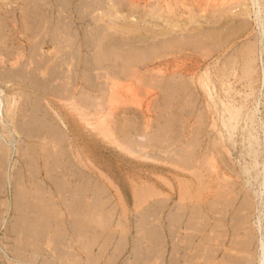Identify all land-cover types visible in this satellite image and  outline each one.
I'll use <instances>...</instances> for the list:
<instances>
[{"label":"rangeland","instance_id":"obj_1","mask_svg":"<svg viewBox=\"0 0 264 264\" xmlns=\"http://www.w3.org/2000/svg\"><path fill=\"white\" fill-rule=\"evenodd\" d=\"M107 1L0 0V264H264V0Z\"/></svg>","mask_w":264,"mask_h":264},{"label":"bare ground","instance_id":"obj_2","mask_svg":"<svg viewBox=\"0 0 264 264\" xmlns=\"http://www.w3.org/2000/svg\"><path fill=\"white\" fill-rule=\"evenodd\" d=\"M59 1H61V0H58V2ZM63 1H65V2H68V1H70V0H63ZM71 1H73V0H71ZM83 1V0H82ZM94 1H96V0H94ZM107 1V0H106ZM109 1V0H108ZM107 1V2H108ZM112 1V0H111ZM117 0H114V2H116ZM122 1H124V0H122ZM139 1L140 0H132V2H135V3H139ZM225 1V0H224ZM24 2V1H23ZM35 2V1H34ZM85 2V1H84ZM92 2V1H91ZM127 2H130V1H127ZM69 3V2H68ZM90 3V1H88V4ZM135 3H132L131 4V9H132V7H133V9H138V4L137 5H135ZM97 4H98V2H97ZM116 5H117V2L115 3ZM115 4L114 5H112V6H115ZM215 4V3H214ZM52 5H53V3H52ZM58 5V4H57ZM69 5V4H68ZM103 5V4H102ZM171 5V4H170ZM50 6V5H49ZM62 6V5H61ZM72 6V5H71ZM107 6V5H106ZM52 7H54V6H52ZM67 7V6H66ZM70 7V6H69ZM93 7H95V6H93ZM165 7V6H164ZM1 8V7H0ZM5 8V7H4ZM92 8V7H91ZM99 8V7H98ZM111 8V7H110ZM113 8V7H112ZM33 9V8H32ZM65 9V8H64ZM64 9H63V11H64ZM67 9V8H66ZM65 9V10H66ZM157 9V8H156ZM159 9V8H158ZM55 10V9H54ZM102 10V9H101ZM37 12V15L39 14L40 15V18H38L37 20H36V22L35 23H33V26H34V28L35 29H37V28H39V26H40V19H41V16L42 17H45V16H43L42 15V13H41V9H40V7H39V10H37V8H35L34 7V12ZM67 11V10H66ZM113 11V10H112ZM149 11V10H148ZM161 11V10H160ZM172 12H173V10H171ZM180 11V10H179ZM224 11V10H223ZM35 12V13H36ZM54 12V11H53ZM70 12H71V10H70ZM69 12V13H70ZM100 12V11H99ZM157 12H158V10H157ZM178 12V11H177ZM210 12V11H209ZM115 13V12H114ZM130 13V12H129ZM156 13V12H155ZM155 13H153V14H155ZM187 13V12H186ZM230 13V12H229ZM242 13V12H241ZM244 13V12H243ZM251 13V12H250ZM92 14H94V13H92ZM91 14V15H92ZM116 14V13H115ZM114 14V15H115ZM143 14V13H142ZM231 14V13H230ZM237 14V13H236ZM159 15V14H158ZM160 15H162V14H160ZM174 15V14H173ZM190 15V14H189ZM225 15V14H224ZM233 15V14H232ZM235 15V14H234ZM237 15H239V14H237ZM97 16V15H96ZM95 16V17H96ZM155 16V15H154ZM236 16V15H235ZM35 18H36V16H34ZM87 16H85V18H86ZM151 17V16H150ZM160 17V16H159ZM189 17V16H188ZM26 18V17H25ZM88 18V17H87ZM147 18V17H146ZM145 18V19H146ZM160 18H162V17H160ZM190 18V17H189ZM32 19V18H31ZM109 19V18H108ZM154 19V18H153ZM157 19V18H156ZM173 19V18H172ZM180 19V18H179ZM183 19V18H182ZM239 19V18H238ZM84 20V19H83ZM87 20V19H86ZM94 20H95V18H94ZM183 20H185V19H183ZM223 20V19H222ZM228 20H230V19H228ZM246 20V19H245ZM1 21V20H0ZM35 21V20H34ZM98 21H100V19L98 20ZM97 21V22H98ZM108 21H111V20H108ZM45 22V21H44ZM91 22V21H90ZM236 22V21H235ZM247 22V21H246ZM253 22H254V20H253ZM1 23H3V22H1ZM5 23V22H4ZM3 23V24H4ZM12 23V22H11ZM32 23H31V25H32ZM74 23V22H73ZM148 23V22H147ZM184 23V22H183ZM189 23V22H188ZM192 23V22H191ZM263 23V22H262ZM3 24H0V25H3ZM27 24V23H26ZM138 24V23H137ZM177 25V24H176ZM234 25V24H233ZM4 26H5V24H4ZM155 26V25H154ZM247 26V25H246ZM253 26V25H252ZM2 27V26H1ZM59 27H61V25H59ZM112 27V26H111ZM158 27V26H157ZM170 27V26H169ZM185 27V26H184ZM242 27V26H241ZM248 27V26H247ZM247 27H246V30H248L247 29ZM28 28V27H27ZM56 28V27H55ZM79 28V27H78ZM89 28V27H88ZM98 28V27H97ZM118 28V27H117ZM142 28V27H141ZM174 28V27H173ZM187 27H185L184 29H186ZM3 29V28H2ZM70 29V28H69ZM114 29V28H113ZM119 29V28H118ZM148 29V28H147ZM157 29V28H156ZM202 29V28H201ZM4 30V29H3ZM67 30V29H66ZM88 30V29H87ZM95 30V29H94ZM141 30V29H140ZM160 30V29H159ZM217 30V29H216ZM231 30V29H230ZM241 30V29H240ZM244 30H245V28H244ZM1 31V30H0ZM54 31V30H53ZM56 31V30H55ZM105 31V30H104ZM204 31V30H203ZM69 32V31H68ZM102 31H101V29L100 30H97L95 33H94V36H95V41H93V42H91V41H89V42H87V44H88V46L90 47V46H94V47H91V50H93L94 52H93V55L92 56H94V60H93V64H92V66L93 65H95L94 64V61L95 62H97L98 64H97V67H98V65L100 66V65H103V63H104V61L105 60H108L109 59V57H110V55L109 54H114V59H112V62L114 61V65L116 64L117 65V69H115V70H113V71H111V70H109L107 73H105V74H110V75H112V74H114V75H118V76H120V77H122V76H124V77H126V75L128 76V74L129 73H131V74H133V73H135V72H137V68H139V67H143V66H146L147 65V62H145V61H143L140 57H142V56H140L139 57V55L141 54V52H145V51H149V45H153V44H151V43H158L157 41H154V42H151V41H148V43L149 44H145V42L147 41V39H149V37H147V39H142L141 37H144L142 34H141V36H137L136 34H132V35H128L126 38H122L123 40L120 42V40L119 39H115V38H113L111 35H110V33H108V31H107V33H101ZM116 32H117V30H116ZM223 32V31H222ZM232 32V31H231ZM243 32V31H242ZM246 32V31H245ZM61 33V32H60ZM70 33H72V32H70ZM119 33V32H118ZM215 32H213V34H214ZM235 33V32H234ZM53 34V33H52ZM194 34H196V33H194ZM79 35V34H78ZM81 35V34H80ZM89 35H91V34H89ZM220 35H222V34H220ZM53 36H54V34H53ZM73 36V35H72ZM77 36V35H76ZM92 36V35H91ZM178 36V35H177ZM186 36H191V35H186ZM231 36V35H230ZM259 36V35H258ZM75 37V36H74ZM167 37V36H166ZM195 37V36H194ZM200 37V36H199ZM76 38V37H75ZM145 38V37H144ZM183 38V37H182ZM193 38V37H192ZM1 39V38H0ZM53 39V38H52ZM156 39V38H155ZM204 39H207V38H204ZM75 40V39H74ZM90 40V39H89ZM178 40V39H177ZM192 39L190 38L189 39V41H191ZM209 40V39H208ZM221 40V39H220ZM76 41H77V39H76ZM162 41V40H161ZM187 41H188V39H187ZM186 41V42H187ZM188 41V42H189ZM228 41V40H227ZM64 42V41H63ZM62 42V43H63ZM181 42V41H180ZM184 42V41H183ZM193 42V40L190 42V43H192ZM197 42V41H196ZM121 43V44H120ZM165 43V42H164ZM189 43V44H190ZM198 43H199V41H198ZM202 43V42H201ZM228 44H230V40H229V42H227ZM124 44H126V45H128V49L127 48H125L124 49ZM161 44H163V43H160L159 45H161ZM167 44V43H166ZM203 44V43H202ZM147 45V46H146ZM175 45H176V43H175ZM184 45V44H183ZM223 45V44H222ZM85 46V43H84V41L82 42H80V45H79V48H78V55H79V57H80V54L81 53H83V47ZM144 46V48H142ZM168 46V45H167ZM95 47H96V49H95ZM122 47V48H121ZM85 48V47H84ZM146 48H148V49H146ZM162 48H163V45H162ZM68 49V48H67ZM159 49V48H158ZM170 49V48H169ZM71 50H72V48H71ZM165 50V49H164ZM167 50V49H166ZM236 50V49H235ZM257 51V50H256ZM117 52H118V55H117ZM182 52V51H181ZM33 53V52H32ZM156 53H159V51H157ZM237 53V52H236ZM235 53V54H236ZM254 53H255V51H254ZM40 54V53H39ZM72 54V53H71ZM213 54V53H212ZM64 55H66V54H64ZM180 55V54H179ZM46 56V55H45ZM48 56V55H47ZM181 56V55H180ZM147 57V56H146ZM145 57V58H146ZM165 57V56H164ZM72 58H74V56H72ZM203 58V57H202ZM33 59V58H32ZM60 59V58H59ZM78 59V58H77ZM151 59V58H150ZM44 60V59H43ZM57 60V59H56ZM160 60V59H159ZM165 60H167V59H165ZM175 60V59H174ZM226 60V59H225ZM254 60V59H253ZM85 61H87V59H85ZM90 61H91V59H90ZM111 61V60H110ZM152 62H153V60H151ZM156 61V60H155ZM181 61V60H180ZM255 61V60H254ZM49 62V61H48ZM58 62V61H57ZM59 62H60V60H59ZM83 61L81 60V61H79V64H78V66H81V64H83L82 63ZM106 62V61H105ZM108 63H109V61H107ZM186 62H187V60H186ZM189 62V61H188ZM217 62V61H216ZM32 63V62H31ZM43 63V62H42ZM42 63H41V65H42ZM47 63V62H46ZM87 63H88V61H87ZM149 63H151V62H149ZM170 63V62H169ZM192 63V62H191ZM64 64V63H63ZM185 64V63H184ZM187 64V63H186ZM59 65V64H58ZM61 65V64H60ZM68 65V64H67ZM70 65V64H69ZM113 65V66H114ZM150 65V64H149ZM179 65V64H178ZM217 65V64H216ZM92 66H91V68H92ZM96 66V65H95ZM165 66H167V65H165ZM184 66V65H183ZM187 66V65H186ZM209 66V65H208ZM19 67V66H18ZM84 67V66H83ZM106 67H107V65H106ZM5 68V67H4ZM7 68V67H6ZM58 68V67H57ZM108 68V67H107ZM148 68H151V67H148ZM153 68V67H152ZM182 68V67H181ZM190 68V67H189ZM222 68V67H221ZM12 69V68H11ZM10 69V70H11ZM28 69V68H27ZM46 69V68H45ZM72 69V68H71ZM86 69H87V67H86ZM94 69V68H93ZM162 69V68H161ZM46 70H50V69H46ZM91 70V69H90ZM194 70V69H193ZM14 71V70H13ZM13 71H11V72H13ZM37 70H35V71H33V72H36ZM39 71V70H38ZM68 71H70L69 69H68ZM148 71V70H147ZM152 71V70H151ZM10 72V71H9ZM19 72V71H18ZM27 72V71H26ZM40 72V71H39ZM71 72V71H70ZM75 72V71H74ZM90 72V71H89ZM142 72V71H141ZM146 72V71H145ZM154 72V71H153ZM168 72V71H167ZM221 72V71H220ZM238 72V71H237ZM241 72V71H240ZM28 73H30V72H28ZM51 73H52V71H51ZM67 73H69V72H67ZM79 73H80V71H79ZM102 73V72H101ZM104 73V72H103ZM18 75H19V73H17ZM24 74V73H23ZM33 74V73H32ZM37 74V73H36ZM39 74V73H38ZM55 74H57V72L55 73ZM54 74V75H55ZM81 74V73H80ZM141 74V73H140ZM187 74V73H186ZM3 75V74H2ZM11 74H7V75H4V77L2 78V81H3V83H8L9 81H11L12 80V76H10ZM35 75V74H34ZM50 75V74H49ZM49 75H47V76H49ZM70 75H71V73H70ZM143 75H145V74H143ZM21 76V75H20ZM56 76V75H55ZM63 76H67V75H63ZM69 76V75H68ZM97 76H98V74H97ZM130 76V75H129ZM185 76V75H184ZM218 76V75H217ZM31 78H32V76H30ZM30 77H29V79H30ZM38 77H39V75H38ZM42 77H43V75H42ZM50 77V76H49ZM56 77H58V75L56 76ZM78 77V76H77ZM76 77V78H77ZM105 77H107V76H105ZM105 77H102V78H105ZM194 77V76H193ZM233 77V76H232ZM22 78V77H21ZM128 77H126V79H127ZM130 78H132L131 76H130ZM129 78V79H130ZM33 79H34V76H33ZM69 79V78H68ZM99 79V78H98ZM107 79V78H106ZM128 79V80H129ZM169 79L170 78H168V81H169ZM24 80V79H23ZM35 80V79H34ZM33 80V81H34ZM40 80V79H39ZM44 80H46V79H44ZM78 80V79H77ZM93 80V79H92ZM109 80V79H108ZM111 80H113V79H111ZM42 81V80H41ZM51 81V80H50ZM79 82V81H78ZM81 82V81H80ZM92 82H94V81H92ZM91 82V83H92ZM96 82V81H95ZM151 82H152V80H151ZM35 83V82H34ZM39 83V82H38ZM73 83V82H72ZM141 83H142V81H141ZM145 83V82H144ZM9 84V83H8ZM55 84V83H54ZM61 84H63V83H61ZM93 84V83H92ZM3 85V84H2ZM37 85H39V84H37ZM76 85V84H75ZM103 85V84H102ZM117 87H116V86ZM41 86H42V84H41ZM62 86V85H61ZM88 85H86V87H87ZM95 86V85H94ZM230 86V85H229ZM20 87V86H19ZM55 87V86H54ZM59 87H60V85H59ZM73 86H71V88H72ZM104 87H106V86H104ZM119 83H114V85L111 87V96H118L119 94H124V93H126L125 95H128L129 93H130V90H129V88H125V91L123 92V90H121L120 88H121V86L119 87ZM131 87V86H130ZM70 88V87H69ZM89 88V87H88ZM142 88V87H141ZM161 89H162V87H160ZM193 88V87H192ZM68 89V88H67ZM158 89V88H157ZM174 89V88H173ZM61 90H64V89H61ZM77 90V89H76ZM108 90V89H107ZM110 90V89H109ZM128 90H129V92H128ZM189 90V89H188ZM4 90L2 89V88H0V94L3 92ZM49 91V90H48ZM96 91V90H95ZM157 91V90H156ZM181 91V90H180ZM218 91H220V90H218ZM58 92V91H57ZM76 92V91H75ZM106 92V91H105ZM109 92V91H108ZM150 92V91H149ZM151 92H153L152 90H151ZM208 92H210V90L208 91ZM215 92V91H214ZM226 92V91H225ZM61 93H63V92H61ZM107 93V92H106ZM105 93V94H106ZM147 93V92H146ZM196 93H197V91H196ZM239 93V92H238ZM78 94H80V93H78ZM82 94V93H81ZM80 94V95H81ZM95 94V93H94ZM132 94V93H131ZM130 94V95H131ZM174 94H176V92L174 93ZM178 94V93H177ZM107 95V94H106ZM108 95H110V94H108ZM148 95V94H147ZM147 95H146V97H147ZM71 96H72V94H71ZM77 96V95H76ZM102 96V95H101ZM105 96V95H104ZM132 96V95H131ZM149 96V95H148ZM156 96H157V94H156ZM213 96V95H212ZM46 97V96H45ZM70 97V96H69ZM103 97V96H102ZM109 97V96H108ZM134 97V96H133ZM47 98V97H46ZM71 98V97H70ZM73 98H74V96H73ZM95 98V97H94ZM101 98V97H100ZM135 98H137L136 96H135ZM187 98V97H186ZM202 98V97H201ZM213 98V97H212ZM139 99V98H138ZM151 99V98H150ZM169 99V98H168ZM167 99V100H168ZM203 99V98H202ZM219 99V98H218ZM231 99V98H230ZM76 100V99H75ZM170 100V99H169ZM220 100V99H219ZM101 101V100H100ZM154 102V101H153ZM164 102V101H163ZM173 102V101H172ZM197 102V101H196ZM35 103H37L36 101H35ZM141 103V102H140ZM168 103H170V102H168ZM237 104V103H236ZM225 105V104H224ZM223 105V106H224ZM1 106H2V100H1V98H0V109H1ZM34 107H36V106H34ZM38 107V106H37ZM13 110V109H12ZM31 110H32V108H31ZM37 111H39V110H37ZM167 111V110H166ZM238 111H241V110H238ZM33 113H35V112H33ZM133 113V112H132ZM185 113V112H184ZM32 114V113H31ZM40 114V113H39ZM48 115V114H47ZM191 115V114H190ZM169 116V115H168ZM166 117V116H165ZM28 118V117H27ZM40 118V117H39ZM169 118H170V116H169ZM38 120V119H37ZM40 120V119H39ZM151 120V119H150ZM167 120V119H166ZM26 122V121H25ZM225 122V121H224ZM45 124V123H44ZM7 125V124H6ZM60 125V124H59ZM170 125V124H169ZM29 126V125H28ZM44 126V125H43ZM55 126V125H54ZM42 127V126H41ZM43 128V127H42ZM158 128V127H157ZM33 128H31V130H32ZM78 129V128H77ZM161 128H159V131H161L160 130ZM5 130V129H4ZM20 130V129H19ZM27 130V129H26ZM25 130V131H26ZM21 131V130H20ZM28 131H30V130H28ZM33 131V130H32ZM58 132L60 131V130H57ZM69 132V131H68ZM131 132V131H130ZM158 132V131H157ZM23 133V132H22ZM34 133V132H33ZM62 134V133H61ZM149 134V133H148ZM165 134V133H164ZM26 135V134H25ZM28 135V134H27ZM26 135V136H27ZM32 135V134H31ZM129 135V134H128ZM158 135V134H157ZM66 136V135H65ZM130 136V135H129ZM64 138H66V137H64ZM2 139V138H1ZM147 139H149V137H147ZM137 140V139H136ZM141 140V139H140ZM150 140H151V138H150ZM148 141V140H147ZM146 141V143H148ZM152 141V140H151ZM150 142V141H149ZM221 142V141H220ZM145 142H144V145L146 144ZM29 144V143H28ZM149 145V144H148ZM10 149V148H9ZM193 149V148H192ZM253 151H255V150H253ZM256 152V151H255ZM8 153V152H7ZM38 154V153H37ZM191 154V153H190ZM255 154V153H254ZM32 157V156H31ZM254 157V156H253ZM44 158V157H43ZM168 159V158H167ZM255 159V158H254ZM180 160V159H179ZM202 160V159H201ZM4 162V161H3ZM189 163H191V162H189ZM213 163V162H212ZM176 164V163H175ZM214 165V164H213ZM44 167V166H43ZM72 167V166H71ZM152 167V166H151ZM154 167H156V166H154ZM7 168V167H6ZM77 168V167H76ZM194 168V167H193ZM72 169V168H71ZM79 170V169H78ZM8 171V170H7ZM76 171V170H75ZM199 171V170H198ZM216 171V170H215ZM84 171H82V173H83ZM26 173V172H25ZM79 173V172H78ZM144 173V172H143ZM21 174V173H20ZM65 174V173H64ZM20 176V175H19ZM87 176H91V175H87ZM6 176L5 175H0V181H2V180H4V178H5ZM92 177V176H91ZM48 178V177H47ZM76 178V177H75ZM88 178V177H87ZM8 179V178H7ZM77 179V178H76ZM6 180V179H5ZM13 180V179H12ZM16 180V179H15ZM97 181V180H96ZM6 182H8V181H6ZM56 182V181H55ZM90 182H91V180H90ZM1 183V182H0ZM45 183V182H44ZM223 183V182H222ZM2 184V183H1ZM26 184V183H25ZM86 184V183H85ZM43 186V185H42ZM47 186V185H46ZM42 188V187H41ZM81 190H82V188H81ZM154 191V190H153ZM62 192V191H61ZM54 195V194H53ZM14 197V196H13ZM223 197V196H222ZM221 197V198H222ZM15 198V197H14ZM29 201V200H28ZM222 201V200H221ZM65 202V201H64ZM80 202V201H79ZM60 204V203H59ZM196 204V203H195ZM79 205V204H78ZM35 206H36V204H35ZM21 207H23L22 205H21ZM28 208L29 207H31L30 205L29 206H27ZM40 207V206H39ZM78 207V206H77ZM91 207V206H90ZM37 208H38V206H37ZM42 208V207H41ZM45 208V207H44ZM179 208V207H178ZM34 209V208H33ZM61 209V208H60ZM31 210V209H30ZM30 210H27V208L25 209V211H30ZM45 210H46V208H45ZM40 211V210H39ZM43 211V210H42ZM47 211H48V209H47ZM38 212V211H37ZM23 213V212H22ZM40 213H42V212H40ZM44 214V213H43ZM46 214V213H45ZM52 214V213H51ZM29 215H30V212H29ZM47 215V214H46ZM34 216V215H33ZM41 216H42V214H41ZM48 216H50V215H48ZM47 216V217H48ZM26 218V217H25ZM33 218V217H32ZM44 219V218H43ZM46 219V218H45ZM44 219V220H45ZM52 219V218H51ZM85 219V218H84ZM83 219V220H84ZM88 219V218H87ZM90 219V218H89ZM236 219V218H235ZM247 219V218H246ZM21 220V219H20ZM23 220V219H22ZM21 220V221H22ZM28 220H30V219H28ZM43 220V221H44ZM77 221H78V219H76ZM80 220V219H79ZM35 221V220H34ZM85 221V220H84ZM83 221V222H84ZM88 221V220H87ZM79 222H81V220L79 221ZM90 221H88V223H89ZM195 222V221H194ZM237 222V221H236ZM17 223H18V221H17ZM31 223H32V221H31ZM30 223V224H31ZM75 224V223H74ZM90 224V223H89ZM14 225V224H13ZM206 225V224H205ZM26 226V225H25ZM60 226V225H59ZM18 227V226H17ZM35 227V225H33V228ZM44 228V227H43ZM77 228V227H76ZM216 228H218V227H216ZM27 229V228H26ZM46 229V228H45ZM80 228H78V230H79ZM195 229V228H194ZM28 230V229H27ZM45 231V230H44ZM215 234V233H214ZM216 235V234H215ZM28 238V237H27ZM25 241V240H24ZM262 241V240H261ZM30 242V241H29ZM28 242V243H29ZM140 243V242H139ZM27 245H29V244H27ZM232 248V247H231ZM237 248V247H236ZM210 250H211V248H210ZM222 250V249H221ZM209 251V250H208ZM246 252V251H245ZM33 255V254H32ZM24 257V256H23ZM226 257V256H225ZM254 258V257H253ZM214 261V260H213ZM27 262V261H26ZM36 262V261H35ZM243 262H244V260H243ZM249 262V261H248ZM251 262V261H250ZM30 264V263H29Z\"/></svg>","mask_w":264,"mask_h":264}]
</instances>
